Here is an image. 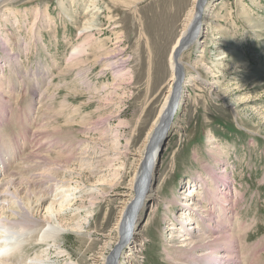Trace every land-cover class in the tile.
Returning a JSON list of instances; mask_svg holds the SVG:
<instances>
[{"label": "rangeland", "instance_id": "obj_1", "mask_svg": "<svg viewBox=\"0 0 264 264\" xmlns=\"http://www.w3.org/2000/svg\"><path fill=\"white\" fill-rule=\"evenodd\" d=\"M8 1L4 8H0V82L4 84L0 98H9L11 123L0 133L4 140L21 136L23 132H27L30 138L27 146H23L19 138L16 152L10 153L9 148H4L5 154L0 156L9 162L16 154L17 159L11 163L22 167L26 160L29 164H25L30 169L27 184L21 181L19 187L21 190L28 187L40 192L39 197L43 196L41 198L45 201L40 199L39 202L43 206L35 202L36 196L33 198V213L37 221H44L49 216L51 223L47 226L54 229L57 226L53 223V215L46 211L57 194L58 184L46 171H72L77 182L72 184L83 190L79 195L86 202L80 213V219L87 221L84 229L79 232L69 230L59 235L60 247L64 250L62 255L59 251L54 252L57 247L51 246L52 243L48 246L43 242L28 246L29 256L25 259L52 248L51 253L48 251L51 264H102V256H109L110 246H115L119 239L114 227L121 201L114 195L127 189L134 177L140 148L169 91L172 47L194 0H98L95 2V6L101 9L98 19L84 36L87 40L90 38L95 48L88 46L86 53L78 57L74 56L78 53L74 48L84 40L80 31L88 18L84 11L91 0ZM209 2L212 6L208 13L209 21L213 16L217 17L220 22L216 27L225 29L224 34L217 35V32L209 30L196 49L194 46L182 56L186 78L199 76L201 80L196 83L198 87L188 85L182 109L175 112L174 121L179 132L171 131L157 147L150 189L158 192L161 202L155 204L154 212L153 204L147 203L143 210L145 213L135 228L139 238L145 241L136 254V264H173L166 258L164 249L170 245L166 242L172 223L170 219L179 217L180 208L177 204L168 207L166 202L175 196L186 197L193 188L191 182L196 178L209 180L208 185L214 186L217 173L222 169L220 164L226 162V158L228 180L232 182L231 193L237 194L228 198L227 205L232 209L230 216L219 219L227 222L234 217L243 223L242 229L246 230H236L237 236L243 240L244 246L240 250L243 252L242 260H246L243 264H264V31L249 28L251 20L256 26L264 24V0ZM7 7L18 12L10 24L8 17L5 20ZM36 9L47 12L52 19H47L49 23H44V18L38 22L34 27L38 26L37 34L34 32L32 36L29 29ZM25 15L30 17L31 23L20 26L18 22L24 21L22 16ZM90 33L92 39L88 36ZM6 34L11 39H7L10 41L8 45L3 40L8 36ZM46 48L49 51L45 52ZM219 48L228 52L226 63L231 64L229 72L221 71L220 74L214 66ZM7 55L10 58H6ZM73 58H79V61H71ZM239 60L245 61L247 66L238 68ZM9 61L12 67L5 64ZM251 80L260 81L262 85L255 88L256 84ZM206 81L209 85H205ZM217 81H222L224 88L214 91L213 84ZM37 92L39 99L32 100V94ZM225 96H230V99H224ZM231 99H238L244 105L233 110ZM69 118L71 123H67ZM112 144L118 146L120 153L117 155L119 162H112L113 166L109 165V155H105ZM108 147L110 150L107 151ZM116 152L111 150L110 155ZM11 154L13 156H9ZM120 162L125 166L119 181L112 187H96L98 178L109 176ZM16 165L11 172L16 171ZM211 172L214 175L209 176ZM16 174L18 179L21 172ZM160 185L163 188L158 190ZM205 189L207 193L209 189ZM65 195V199L73 201L74 206L69 203H64L67 207L60 205L62 198L54 207L62 208L60 214L66 218L63 223H69V219L80 212L76 204L82 203H76L78 201L74 200L71 192ZM89 195L98 198L96 206L90 204ZM150 218H154L152 224H148ZM49 242L53 240L49 239ZM109 242H112L110 246L107 245ZM124 251L129 253L128 249Z\"/></svg>", "mask_w": 264, "mask_h": 264}, {"label": "bare ground", "instance_id": "obj_2", "mask_svg": "<svg viewBox=\"0 0 264 264\" xmlns=\"http://www.w3.org/2000/svg\"><path fill=\"white\" fill-rule=\"evenodd\" d=\"M96 1L98 0H91L87 6V9L84 11L85 16L88 18L87 20L85 19L86 20L85 25H83V29L80 31L81 33L80 35L83 34L82 37L84 40L81 44H79L78 46L74 48V51L78 52L76 55H74L76 57L86 53L88 46H91V45L94 46V43L90 41V38L88 37L89 39L87 40L84 38V36H85V33L88 34L89 31H91L92 24L95 22L96 19H98V15L101 9H99L100 7L98 8L97 6H95ZM209 1L210 0H194L193 1L192 8L188 11V14L184 20L185 22L183 24L184 25L183 29L172 47L170 57H169L170 68L172 71V75H171V79L169 83L170 85L169 91L167 95L165 96L164 102L161 105L158 116L155 118V122L153 123L151 129L149 130L142 144V148H140L141 150L138 149L140 150V156L137 161L138 162L137 167H135L136 169H135L134 177L129 183L130 185L128 184L129 187L123 191H117V194L114 195V196H119L120 201H121L120 202L121 208H120L119 216H118L116 225L114 227V231L118 232L119 239L115 246H110L112 242H109V244H107L108 246L112 248L111 249L112 251H111V254H109V256L103 255L102 258L100 257L104 264H134V263L136 264L137 263L135 261L137 258L136 254L139 252L141 247L144 245L145 241H143L141 237L139 238V234L135 230V228L137 227L139 221L141 220L143 214L145 213V211H143L145 205H147V203H150V205L153 204V212H154L155 204L159 203V201L161 200L160 195L157 196L158 192L154 193L150 189V186L153 183V178H154L152 166L154 164V160L156 157L157 147L160 145L163 137L169 134L171 131L179 132L178 130L179 128L177 129L178 124L177 122L174 121L176 119L175 112L177 111L179 113L180 110L182 109L183 100H184L183 98L188 92L186 90L188 85H191L193 88L198 87V84L196 83L198 82L199 79L201 80L199 76H195L190 79L186 78L187 76H185V67H184L185 65L183 63L182 56L184 55L186 51H189V49H192V47L195 46V49H196V46L201 41V38L207 35L209 30L214 31L213 33L217 32V35L221 34L225 30V29H221V30L217 29L216 24L220 22L219 19H216L217 17L213 16L214 18L212 17L211 21H209L210 14L208 13H209L210 7H212ZM7 2L9 1L0 0V8H4ZM6 9L8 10V13L5 15L6 16L5 20H7V17H8V22L10 24L12 23L11 18L14 17V15H17L18 12L12 10L11 7H7ZM46 13L47 12L45 11L36 9L34 19L32 21L33 23H31V20L29 21L30 17L27 15L22 16V18L25 20L22 22L19 21L18 23L20 26L23 24L27 25L31 23L29 32H31L32 36H34L33 35L34 32L35 34H37L36 31H37L38 26L37 28H34V27L36 26V24H38V22L40 23L42 19L44 18L43 22L49 23L47 19H50V20L52 19V17H49ZM67 13L69 14V12ZM243 13H244V10H243ZM51 23L52 21L50 22V24ZM253 23H254V20H251L249 24L250 29L254 31L257 29H259V31H264V24L263 25L261 24L260 26H256L254 25L255 23L254 24ZM21 28L22 27H20V29ZM91 35L92 34L90 33V35L88 36H91ZM92 36H91V39H92ZM9 38L10 36L8 35L5 38L6 40L3 39L4 41H6L5 45H8L10 43V41L7 40ZM32 38L33 37H31V39ZM46 51H49V49L46 48L45 52ZM227 54L228 52L226 50H223L222 48H219V51L215 54L214 66H215L217 73L219 74L221 71H222L221 73H224V72L226 73V71L230 69L231 64L226 63L227 62L226 59L228 58ZM14 55H11V56L15 57L16 55L15 56ZM6 58H10V57L7 55ZM76 60L79 61V58L78 59L73 58L71 61L75 62ZM73 62L71 63L73 64ZM7 63L10 64L9 67H12L13 64L10 63V61L5 62V64ZM237 64H238V68L247 66V63L245 61L243 62L242 60H239ZM199 65L200 64H198L197 66ZM205 68H208V67L205 66ZM249 70H252V69H249ZM212 73H213V76H215L214 71ZM251 81H254V80H251ZM221 83L222 81L221 82L217 81L213 84L215 86V87L213 86L214 91L217 89H221L224 86V85L221 86L222 85ZM254 84H256L255 88L260 87L262 85L260 81H254ZM205 85H209V83L206 81ZM3 86L4 84L0 82V93L2 90L1 88H3ZM222 91H225V90H222ZM38 94L39 92H37L36 94H32V97H31L32 100H35V99L37 100V98L39 97ZM215 95L217 94L215 93ZM229 97L225 96L224 99H227V98L230 99ZM230 103H231V107L233 110L234 109L237 110V107H239L240 109V107L244 105V102H240L238 99H235V100L231 99ZM9 106H10L9 98L7 100L5 98L4 100L0 98V131L4 126H8L9 122L11 123L10 118H9L10 116ZM65 106L66 105H64V107ZM27 120H29V117L27 118ZM71 122L72 120H70L69 118L67 120V123H71ZM28 137H29V134L27 132H23L21 136H16L15 138L4 140L0 133V155L5 154L4 148H9L10 153L16 152L17 148L19 147V143H18L20 142L18 141L19 138L21 139L23 146H27ZM107 142L106 144L109 143ZM117 147L118 146L116 144L115 146L113 144H112V147L110 146L112 151H117L114 155H110L111 150L109 147L107 149V151L110 150L109 153L105 154V155L108 154L110 156V157L108 156L107 158L108 162H111L110 164L108 163L109 165H112V162L114 164V161L119 162L120 158H118L117 155L119 154L118 156H120V153L118 152L119 148ZM9 156H13V155L11 154ZM134 156H136V154ZM65 157H68V156H65ZM111 157H112V160H111ZM16 159H17L16 154L12 157V159H10L9 162L5 161V159L0 156V177L2 178L4 177L3 180H0V264H51V262L49 261L50 257L48 254L52 252L51 250L52 248L49 250L43 249V251L39 253L37 252L34 258L29 257L28 259H25L26 258L25 256H29L28 252L26 251V248L28 246H31L34 243H37L40 245V243L46 242L48 246H50L49 243H52L51 246L57 247L55 248L54 252L59 251L58 253L59 254L61 253L62 255L64 250H62V248L60 247L61 245L59 243V235L61 234V232H65V231L67 232L69 230L79 232V231H82L84 229V225L87 224V221L84 222L83 219H80L81 210L85 208L84 204L86 203V202L84 203L83 202L84 200L81 199V197L83 196H81V194L79 195V193L83 192V190H81L78 187H74L75 184H72V183H77L76 181H74L75 178H73L72 171L70 170L69 171L64 170L62 172L61 170H56V171H51V172L50 170L46 171L48 173L47 175L50 176V178L51 177L53 178L52 181H56V183L58 184L57 194L55 193V196L52 198V202L47 207L48 209L46 211L53 215V223L57 226H55V229L52 226L51 227L47 226V224L51 223L49 216L48 218H44L45 219L44 221L43 220L37 221V219H35V213H33L34 196H36V201H35L36 203L37 202L39 203L41 201L40 199H42L41 197L43 196L39 197L40 192L36 191L38 193L37 194L34 190L28 189V187L27 188L25 187L23 190H21V186L19 187V184L21 181H24V182H26V180L28 181V178L30 175L29 174L30 169L27 168L28 166H25V164H28V163L26 160H24L23 166L21 165L22 167H20L19 165L17 166L14 163H11L12 161L14 162ZM82 160L79 162H82ZM225 160L226 162L220 164L223 170L221 169V171H218V173L216 172L218 174L216 179L212 177L215 179L214 186L211 183H210L211 187L208 185L209 180H205L203 178H198L199 179L198 180L196 178L195 180L191 182V185H193V188L189 190L190 192L186 194V197L185 196L184 197L175 196L172 199L167 200L166 205L168 207L170 205L176 206L177 204L180 208L178 212L180 213L179 217L176 218L175 220L170 219L172 223L169 225L170 227L168 229L169 236L166 241L170 245H166L164 249L167 255L166 258H168V260L171 261L170 263H173V264H243V262L246 261V260H242L241 258L243 252H241L240 250H242L243 249L242 247L244 246L242 244L243 240H241L239 236H237L236 234L237 233L236 230H239L241 232L246 230V229H242L243 223L240 221L237 222L234 217H230L227 222H224L222 219H219V217L225 218L227 216L228 217L230 216V212H232V209H229V205H227L228 198L229 196H233L237 194V193H234V194L231 193V183L232 182L228 180L229 174H227V167H226L228 165L227 158ZM124 162H120V166L114 169V171L109 176L101 175L103 176V178H98L95 186L96 187H100V186H103V187L111 186L112 187L113 185H115L116 182L119 181L120 179L123 166H125ZM216 163L218 164V161H216ZM76 164H79V163H76ZM81 164L83 165V163ZM106 164H107V161H106ZM15 165L17 166V168L15 167L16 171L14 169L11 172L12 167L14 168ZM112 166H106V167H111V170H112L113 168ZM43 169H44V166H43ZM93 169L91 172H93ZM108 169L110 168H107V170ZM96 170L97 169H95V171ZM17 171L21 172L18 179H16L18 175L16 174ZM23 172H24V175H22ZM151 172H152V175H151ZM208 174L209 176H211L210 174L214 175V173L212 172ZM57 178H60V179L62 178V179L60 181V179L57 180ZM29 181L31 182V180ZM4 186L5 187L7 186V187L5 188ZM201 186L207 187L209 189V191H207L208 192L207 194L205 195L203 194ZM198 187L200 188L199 192H197ZM162 188L163 186L160 185L158 190ZM66 192L72 193V195L74 196V200L78 201L76 203H79V202L82 203L80 205L76 204L80 212L77 215L75 214L76 216L74 218H71V220L69 219L70 221L69 223L67 221L66 223H63V221L65 222L64 219L66 218L60 214L62 208L54 207L56 205V202L61 201L62 198L63 200L61 201L60 205L62 204L63 207L65 206L67 207V204L65 205L64 203H69L71 206H74L73 201L65 199L66 198L65 196H67L65 195ZM87 197L90 198V204L93 207L97 205L98 198L96 196L89 195ZM27 200L29 202H26ZM38 205L43 206L40 203ZM191 211H194L193 212L194 214L190 213L189 215V212ZM218 211H220V213H218ZM88 213L91 214L92 211L91 212L88 211ZM88 217H91V216H88ZM154 218L152 219L150 218V221L148 220V224L149 223L152 224V221ZM201 224L204 225V228L201 226ZM184 225H187L188 228H185ZM49 239H52L53 242H49ZM125 249H128L129 253H125L124 251ZM48 251L50 253H48ZM27 260H30V263H28ZM244 264H247V263L245 262Z\"/></svg>", "mask_w": 264, "mask_h": 264}]
</instances>
